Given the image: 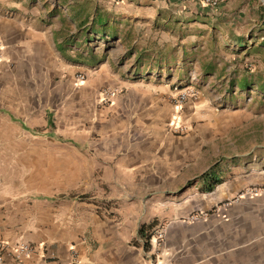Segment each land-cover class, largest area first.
<instances>
[{
  "label": "crops",
  "instance_id": "crops-1",
  "mask_svg": "<svg viewBox=\"0 0 264 264\" xmlns=\"http://www.w3.org/2000/svg\"><path fill=\"white\" fill-rule=\"evenodd\" d=\"M237 5L0 0V238L32 248L3 264H264V153L233 132L264 78ZM175 84L196 92L178 119Z\"/></svg>",
  "mask_w": 264,
  "mask_h": 264
},
{
  "label": "rangeland",
  "instance_id": "rangeland-1",
  "mask_svg": "<svg viewBox=\"0 0 264 264\" xmlns=\"http://www.w3.org/2000/svg\"><path fill=\"white\" fill-rule=\"evenodd\" d=\"M258 0H236L238 4V10L243 13V19L246 21L245 28L250 32L246 36V41L250 43L248 48L244 50L246 53L242 56V50H238L245 60L243 68L248 74H257L258 78H264V0L257 4ZM258 8V10L256 9ZM255 12H261L255 13ZM259 14V15H258ZM230 55L236 54L235 47L227 49ZM204 52H206L204 50ZM212 53V54H211ZM212 58L218 55L216 49H210L207 52ZM213 55V56H212ZM208 60V57L206 58ZM243 60V61H245ZM252 78V77H251ZM257 81V80H256ZM258 82V81H257ZM173 87L182 88L183 86L175 84ZM258 95V94H257ZM197 94V98H198ZM202 98L208 101V104L213 106V97L210 95H204ZM264 96L253 97L252 107H255L251 113V119L249 122L246 121V127L239 128L236 126L234 129L235 139L239 144V150L246 155L253 156L258 153H264ZM260 106V108H259ZM222 108H217L220 111ZM231 133V132H230ZM229 133V134H230ZM238 150V151H239Z\"/></svg>",
  "mask_w": 264,
  "mask_h": 264
},
{
  "label": "built area",
  "instance_id": "built-area-1",
  "mask_svg": "<svg viewBox=\"0 0 264 264\" xmlns=\"http://www.w3.org/2000/svg\"><path fill=\"white\" fill-rule=\"evenodd\" d=\"M183 2H189V1H194V0H180ZM205 6H208L210 8H216L218 7L221 3L227 1V0H200ZM80 80H83L84 78L81 76L79 77ZM174 94L170 97L171 103L174 106L175 109V115L176 119L180 117V114L183 110L184 105L190 100L196 97V92L194 88L192 87H182L174 88ZM116 93V89L114 88H106L105 90L102 91V98L103 100H108L112 98ZM185 127L181 124H178L174 126L175 132H184ZM250 192V191H249ZM252 192V191H251ZM199 216H191L190 220H197ZM164 231L161 229L157 231L155 234L156 242L160 241L163 238ZM12 250L17 256L20 255H29L32 252V248L30 245L25 244V243H18L16 245H10L6 241H4L2 238H0V264H3V257L4 253L6 250ZM70 264H77L76 257L74 253H72V259Z\"/></svg>",
  "mask_w": 264,
  "mask_h": 264
},
{
  "label": "trees",
  "instance_id": "trees-1",
  "mask_svg": "<svg viewBox=\"0 0 264 264\" xmlns=\"http://www.w3.org/2000/svg\"><path fill=\"white\" fill-rule=\"evenodd\" d=\"M139 234L142 235V231L141 230L139 231Z\"/></svg>",
  "mask_w": 264,
  "mask_h": 264
}]
</instances>
